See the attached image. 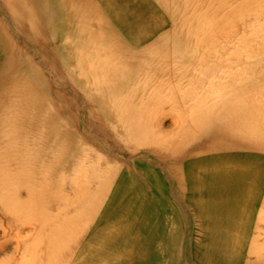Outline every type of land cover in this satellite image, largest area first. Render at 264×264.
I'll return each mask as SVG.
<instances>
[{"label":"bare ground","instance_id":"6f19581e","mask_svg":"<svg viewBox=\"0 0 264 264\" xmlns=\"http://www.w3.org/2000/svg\"><path fill=\"white\" fill-rule=\"evenodd\" d=\"M0 219V264H264V0H0Z\"/></svg>","mask_w":264,"mask_h":264},{"label":"rangeland","instance_id":"374dc122","mask_svg":"<svg viewBox=\"0 0 264 264\" xmlns=\"http://www.w3.org/2000/svg\"><path fill=\"white\" fill-rule=\"evenodd\" d=\"M162 1V0H161ZM154 6V5H153ZM153 6L151 5V8H152V10L154 11V9H153ZM155 7V14L157 15V16H160L159 15V11H158V9H157V7L156 6H154ZM53 31V30H52ZM53 33H56L57 34V36L59 35V30H56L55 32L53 31ZM82 116V117H81ZM79 119L80 120H82L83 121V119H84V117H83V115H80V117H79ZM79 120V121H80ZM79 127H81L82 129H84L85 128V123H84V121H83V123L80 121L79 122ZM113 140V139H112ZM110 142H112V143H109V145H111L112 147H110V149H113V148H115V149H113V150H110L111 151V153L112 154H114V155H116L115 157L113 156H110L111 155V153H110V151L108 150V149H105L102 153L104 154V156L106 157V158H108L110 161L109 162H111V163H113V161L115 160V159H119L120 161H124V163L125 162H129V164L130 165H132L133 163H134V161L136 160V159H141L142 157H144L140 152H137V151H132V150H130L129 148H131V145H129V144H125V143H123V142H121V141H119V142H115V140H113V141H110ZM120 149V150H119ZM126 152V153H125ZM129 152V153H128ZM120 153V154H119ZM124 155V156H122V155ZM129 155V156H128ZM126 157V159H124ZM132 157V158H131ZM138 157V158H137ZM130 161H132V162H130ZM127 162V163H128ZM154 163V166L156 167V168H158V167H160V165L158 164V162H153ZM135 166H134V164L132 165V167H131V169H130V173H131V176H132V179L129 177V179H130V184H131V182H132V186H134V187H132V188H134V190H136L138 187L139 188H141V187H143L144 189H146V191H147V194H148V196H149V194H150V191H151V187H150V184H147V179H146V176H144L143 175V172L141 171V170H139V169H137V168H135ZM160 169V168H159ZM133 171V172H132ZM136 171H138V172H136ZM160 171V170H159ZM166 172L167 170H166V168L165 167H162L161 168V171L160 172ZM129 173H127V175H128ZM141 174V175H140ZM144 178V179H143ZM143 179V180H142ZM146 179V180H145ZM145 180V181H144ZM123 182H124V186H125V180H122ZM140 182V183H139ZM127 183H128V180H127ZM168 186V188H169V194L170 195H168V197H170L171 199H173V200H175L176 199V197H180V190H179V187H178V183H177V181L176 180H173V179H170V181H169V184H167ZM66 186V185H65ZM127 186V185H126ZM129 186V185H128ZM67 188V187H66ZM177 188V189H176ZM174 190V191H173ZM178 192V193H177ZM151 199V198H150ZM148 209H147V211H148V213L149 212H155L158 216H160L161 217V212L159 211V208H158V206H155L154 208H152L151 206H152V204H151V202H150V200L148 199ZM183 203V202H182ZM184 204V203H183ZM182 210H183V212H184V227H185V229H186V232L188 233L189 232V228H190V226H191V223L193 222V214H192V210L191 209H189L188 207H186L185 206V204L183 205V207H182ZM188 213H187V212ZM192 214V215H191ZM158 219H159V217H158ZM1 220V219H0ZM2 222L4 223V220L2 219Z\"/></svg>","mask_w":264,"mask_h":264}]
</instances>
